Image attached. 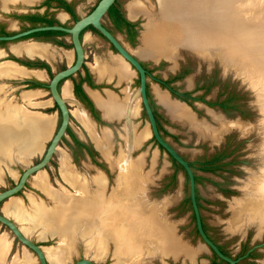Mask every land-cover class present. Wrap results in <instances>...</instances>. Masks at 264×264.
<instances>
[{
    "label": "crops",
    "instance_id": "obj_1",
    "mask_svg": "<svg viewBox=\"0 0 264 264\" xmlns=\"http://www.w3.org/2000/svg\"><path fill=\"white\" fill-rule=\"evenodd\" d=\"M40 1L41 0H33V2H23V3H20V1L9 2V3H6V6H2L0 3V22L4 23V26L7 30H14L22 24H25V25L29 24L28 21H26L25 19L16 17L14 14L34 12V11L43 12L44 9H47L49 14H51L58 22L66 23V24L72 22V19L70 18V14L66 10L56 6L55 2H52L50 6H46L44 4L39 5ZM67 1H73L74 10L77 14L78 10H77V5H75L76 4L75 0H67ZM95 1L93 2V4L95 3ZM117 1H118V4L121 5L125 13V16L128 20L133 21L137 19L138 17L141 18L144 16L143 14H137L134 17H129L125 9V4L128 0H117ZM140 1L146 4H149L152 2L151 0H140ZM92 5L89 7V9L92 7ZM79 11L82 12L80 10V5H79ZM10 13H14V14H10ZM101 20L105 26L109 28L111 27V21L107 14H104ZM143 20H145V17ZM143 20L141 21V26L138 27L136 38L133 43L130 41V39L125 37V34L121 30H116V29L113 30V34L120 40V42L124 46L131 48L133 54L138 59L145 60V61H151L152 63H156L159 60H164L168 62L169 66L166 67L165 70L162 72V75H165L168 69L171 71L176 66L177 60L179 58L178 54L180 53L181 50H183L185 54L187 53V54L194 55L188 52L187 50H184V47L186 46L191 47V46H189L188 44L181 45L180 42H176L174 44L173 49L170 50L169 55L159 54L158 52L153 51V50H150V52H147L144 54L143 51L141 50V45H142L141 33L143 32L142 31ZM80 41H81L83 52H84L83 64L86 68L85 72L87 73V79H88V76L90 75L91 79L94 82V85H90L86 82H82V86L85 92L88 94V96L92 99L94 106L99 111L100 118L104 122L97 123L90 116V113L88 111V106H87L88 102L84 103L78 97L74 95L72 91V79L69 76L61 80L59 84V92L61 96L64 97L66 104L68 106V111H69L68 123H69V126L71 127L72 132L76 135V137L79 140L89 142L91 144V148L97 151V159L100 161H103L105 166L108 168V170L112 174L111 179H110L111 183L109 184L105 171H103V169H101L98 164L90 161L89 156L86 153V151L83 150V154L77 157V158L84 157L88 161L89 165L91 166V169L94 171L93 173H90L89 170H85L84 173L86 172L85 173L86 175L80 173L77 167L78 165H76L74 162L71 161L72 160L71 152L67 153L66 151H64V149L60 150L59 149L60 145H58L59 152L66 154L69 162L76 169L80 177L82 176L84 178L86 177L85 178L86 188L87 187L89 188V189L87 188V191L89 192L93 191L97 187L98 188L100 187V185H98L92 179V176L94 174H96L97 172H100L103 177V186L101 188V191L103 192L104 196H108L109 194H111V192H115L117 188H119V185L124 184V181H123V178L125 175V173H123L124 168L123 166L118 165L117 161L119 159L125 158L126 160L130 161V163L132 164L136 159L140 158L141 162L139 164L138 171H139L140 176L141 175L143 176L142 184H141L142 189H143L142 190L143 200H145V202L151 205L152 207L154 206L157 208L158 206L160 207V209L158 210V216L163 221H166L173 227V234L175 235L176 238H178L180 244L184 245V248H181L180 250H176L174 251V253L165 252L158 245L159 249L154 248L153 251L144 253L141 258L142 259L141 262L143 264H156V262L158 264H170V262L173 264H176L175 263L176 260H179L178 264H185L188 262L187 260L181 262L180 258L172 259L171 256L172 255L174 256V254L178 251H186L185 250L186 248L189 252L190 251L192 252L194 251V253L196 252L195 258H193V260L192 258H190V261L192 260L190 263H193V262L194 263L198 262L199 264L207 263L209 261L208 258L212 260L211 251H209L206 248V246L203 245L199 241V237H198V241L195 244L189 243L188 241L182 239L176 233V223L172 221L171 219H168V216L165 215L167 205L174 203V200L176 199L175 197L177 194H174V193L172 195L165 194V196H163L160 199L159 197H154L151 195L154 186H156V184L159 183L158 179L160 178V176L161 175L164 176L168 172L169 161L166 157V154L162 152L161 157H160V161L162 160V165H161V168L158 169V172L156 173L157 169L155 170L154 166L155 164H157L158 148L154 144H152L151 141H146L149 138L150 129H149L147 121L141 118L140 116V104L138 100V95L136 93L137 85L134 82L135 71L131 68L129 63L126 60H124L122 56H120V54H118L117 52L113 51L110 48L108 41L104 39L100 34H98L92 28L85 27L82 29L80 33ZM29 43H34L35 47L38 48V51L30 52V50H27L26 47L27 45H29ZM18 48L20 49L18 50ZM21 48L23 49V51L21 50ZM195 57L198 59V61H203L201 60V58L197 56ZM73 58H74V51L70 43L69 36L66 33L59 34V35L57 34L51 35L48 37H34V36L19 37V38H15L12 40H3L2 42H0V62L10 61L11 63L17 66L16 71H11L9 68H7V70L5 71H0V98H2L4 101H6L7 99L10 100L11 102L13 101L12 103L18 104V106H21V107L23 106L25 107L26 110L30 112L39 111L41 113H44L50 119V124H49L50 126L48 127L42 139L40 140V143H41L42 140L44 139V143L42 142V148L40 150L39 155H41L47 141L49 140L51 136L50 134H52V132L55 129L57 110L55 108L53 109L51 108V107H54L52 105V98L50 96H47L46 90H44L42 87H30V88L27 87L26 88L25 87L26 79L33 77L38 80H47L48 79L47 70L43 66L48 65L50 71L53 72L59 68L64 67L65 65L70 64ZM71 75L75 76V79L77 80L78 78L77 75H80V76L84 75V70L83 68H79V71H76L72 73ZM190 80H191L190 76L189 78L184 79L186 83L185 86H189L188 83L190 82ZM100 82L111 83L112 86L104 85L101 87H96L95 84L100 83ZM63 84L64 85L66 84L67 86V91L65 93H63V86H64ZM149 89H150V92L152 93L153 98L159 105H161L163 112L166 114L169 121L171 122V123L164 122L163 125L167 128L168 131L172 132L176 136V141H174V144L181 153L182 151L179 149L177 145L183 146V148L186 149V151L188 150V152L191 154L189 157H192V155L200 151V149L191 150L189 146H187L189 145L188 141H186V137L189 136L188 132H191L192 135H194V140L198 142H201L203 139H208V141L211 143V141L218 140L220 137H222L225 131V128H224V125L223 127L220 125V121L224 122L220 113H218L214 118L212 117L214 122H216L217 126L215 127L211 126L209 123H206V121H204L203 119H199V116L196 115V112H194L187 103H185L184 101L178 98L171 97L169 93L166 91V89L160 87L156 82L150 81ZM15 90L18 91L16 95L13 94ZM159 94L165 97V99L169 101L170 103L176 102L179 105H181L180 103H183V105L186 106V108L188 107L187 108L188 111L190 110L189 111L190 117L185 118L181 116H173L168 110L166 104L163 103L162 100H160ZM112 103L115 105L114 111L116 113L119 112L118 114H109L104 111L106 106ZM103 104H106V105H103ZM34 107H39V108L47 107L49 111L48 110L45 111L43 109L42 110L33 109ZM132 107H133V111H132ZM51 109L52 111H50ZM75 110H78V112H80L81 115L85 114L83 116L85 122L78 119L79 117L75 114ZM207 111L209 112V110ZM113 123H117L118 127L117 125H114ZM114 127L117 130V134H118V138L116 142H114V139L112 138V128ZM89 130L92 133V135L89 133ZM104 130H106L108 134V137L106 139L103 138ZM140 131L145 132V134L143 133V136L141 137V139H138V141L136 142L135 136ZM211 131H215V133L212 135ZM63 135L66 139L64 140L70 143L71 139L68 136V134L64 132ZM99 139L104 140V146L96 145L95 140H99ZM145 141H146V144L144 145L143 149H140V147H142V144ZM64 143L66 142H62L63 146L66 148H69L68 146H66L67 143L66 144ZM115 149L117 150L116 153L113 152V150ZM134 151L136 152L133 154ZM31 153H33V151ZM31 153L26 154L25 155L26 158H23V159L27 160V157L30 156ZM55 154L57 155V153ZM146 156L148 157L146 158ZM57 158H58V155H57ZM2 161L4 162L5 166H7L6 162H12L11 163L12 165L13 163L16 162V158L9 160V161L6 158H3ZM110 161L112 162V164L109 163ZM58 163H59V159H58ZM4 164H0V166L2 167V165ZM11 165L7 167L10 170L15 171L16 169H14V167H12ZM7 172L9 173L8 169H7ZM57 172H58V175L61 177L59 173V166H58ZM198 172H200L202 176L210 178V180L204 179L195 184L197 191L202 198L201 199L202 206L201 208H199L200 216H202L203 220L205 221L203 209H206L207 207L204 204L205 202H209L210 200H208L207 196L200 191L201 188L199 185L203 186L207 182H209L210 184L217 185L213 181L224 182L225 176L217 174V173L216 174L211 173V172H204V171H198ZM2 174H3V171H2ZM33 175L34 173L31 175L30 178L33 179L34 178ZM182 177H183V173L180 172L177 175V171H176L174 181L168 186V188H171V186L175 184V180L177 178H178V184H181ZM62 180L65 181L63 178ZM75 185L76 186L70 185V187H72V192H74L76 196L78 194H81V190L80 188H77V186L79 187V185L77 184ZM222 185H225V183ZM166 187H163L161 189H166ZM216 192L218 193L219 198L223 196L220 190L219 191L216 190ZM12 196H15V195H12ZM186 208L189 210V213L191 214V209H189L187 206ZM161 225L163 224L161 223ZM166 230L169 232V229H166ZM28 235L30 234L28 233ZM33 235H35L37 238H40L36 231L33 232ZM48 235L50 237L55 236L56 237L55 242L56 243L59 242L57 241L58 239L57 234L56 235L46 234L45 237L41 239L47 238ZM8 238L10 241L9 236ZM82 238H83L82 236H79L80 240L76 242L80 243L81 245H84V240ZM112 246L113 245L111 241H108L107 248H106V251L103 257L98 258V256L95 257L93 254H90V253L87 255H89L93 260H95L97 264L99 260L104 259L106 256L110 255L112 261L109 264H114L115 257L112 254ZM196 247H199L198 250H194V248ZM74 249H75V244H74ZM25 251L30 252L28 248H26ZM72 251H70L69 255L72 253ZM201 252H204L205 254H207L205 256L206 258L199 256ZM22 253H23V250H21L20 253H18L17 255H22ZM9 254H10V246H9L7 253L5 254L3 258V261L5 264L10 261V259L7 261L4 260ZM31 262H32V259L28 262V264H31ZM49 264L51 263L49 262ZM115 264H121V263L117 262Z\"/></svg>",
    "mask_w": 264,
    "mask_h": 264
},
{
    "label": "bare ground",
    "instance_id": "obj_2",
    "mask_svg": "<svg viewBox=\"0 0 264 264\" xmlns=\"http://www.w3.org/2000/svg\"><path fill=\"white\" fill-rule=\"evenodd\" d=\"M3 1L5 2V0ZM16 1L29 2L31 0ZM158 2L160 7L157 2L155 5L157 6V12L161 13L157 16L156 22L154 20L150 21L155 29L145 26V29L142 30L143 35L141 33L142 45L146 46L149 52L153 50L159 54L169 55L170 50L173 49L176 42H183L204 55L211 46L218 45L217 47H223L224 49L222 57L225 60L229 59L231 62L232 60L234 62L240 60L242 62H247L248 66L249 63L252 64L254 59H261L260 57L264 58V49L259 50V46L264 44V0H158ZM167 4L173 5L185 17L186 23L182 28H179V31L176 30L177 26L172 28L170 32L165 31L164 17L166 15ZM151 7V4H146L140 0H130L125 5L126 13L129 17H134L137 14H143L145 16V21L142 22V26L147 22L146 19H152V13L156 15V11L152 12ZM178 24L180 25V23ZM183 27L195 30V33L197 31V34L201 36L202 40L199 38L193 41L187 40L189 37L187 36L186 29ZM164 41H167L166 43H168L170 47L166 46V49L160 50L162 48L161 44ZM197 42L199 45L194 46ZM19 49L20 48H18V50ZM26 49L30 50V52L38 51L34 43H29ZM21 50L23 51L22 48ZM256 52H258V54H255ZM240 66L242 65L240 64ZM16 67L17 66L10 61L0 62V71H5L7 68L11 71H16ZM66 91L67 86L65 84L63 86V93ZM159 98L166 104L173 116L190 117L187 109L188 107L186 108L183 103H180L181 105L176 102L170 103L160 94ZM12 102L7 100L5 103V101L0 98V161L3 160V158H6L8 161L14 158L19 161H25V159H23L26 158L25 155L30 154L39 146L40 140L50 126V119L44 113L39 111L30 112L26 110L25 107L21 108ZM114 107L115 105L113 103L109 104L104 111L112 114V112H115ZM78 110H75V114L79 117L78 119L85 122L83 118L85 114L81 115ZM89 133L92 135L90 130ZM106 133L107 131L104 130L103 138H105ZM143 133L145 134V132H140L135 136L136 142L138 139H141ZM95 143L98 146H104V140H95ZM57 155L60 160V173L62 177L66 182H69L71 186H76L75 184L79 185L77 188H80L81 194L76 196L80 197L78 200L81 202L78 200L72 202L75 207L69 208V210L74 209V211L69 212L68 210V212L65 213V217H63V214L62 216L57 215L56 217L54 214L50 215V218H56L57 225H55L54 222L53 224L55 228H57V235L64 238L61 242L63 246H65L60 248L57 246V249H51L49 247L44 248L43 246L46 257L51 258V264H63L67 259V254L71 251L70 248L66 246L70 242L73 243L76 237H79V235L83 236L84 234L89 236V238L95 236L104 239L106 243L111 241L113 250L115 242L119 244L116 255L119 260L118 262L121 264H143L141 262L143 254L153 251L154 248L159 249L158 245L165 252L171 253L184 248V245H181L178 238L173 234V227L166 221L164 223L166 225L161 222L162 219L158 216L160 207H152L143 200V189L141 185L143 176H140L138 171L141 162L140 158L136 159L132 164L125 158L117 161L118 165L122 166V164H124L123 168L129 166L130 173L128 170L127 175L123 178L124 184L122 186L119 185V188H117V190L115 189V192H111L108 196H104L101 191L103 179L100 175H94L92 177L100 187L89 192L87 191L88 187L86 188L85 178L83 176L80 177L76 169L69 162L66 154L58 150ZM3 163L4 162H0V164ZM109 163L112 164L111 161ZM8 170L10 169L8 168ZM38 171L33 179L34 186L47 192L50 197L61 202L64 206L71 203V197L75 195L67 194L63 190L58 191V189L55 190L51 188L43 170L41 169V171ZM123 173H125L124 169ZM1 175L2 170L0 169V176ZM127 179H129V182H127ZM259 183H261L260 193H264V177ZM11 197L16 198L15 196H10L6 200ZM256 199L259 200V203L253 205L250 209L245 207V203H240L236 206L235 218L232 224L239 225L243 221L252 220L259 225V229L264 226V196L263 199L261 198L262 201H260V197H253L251 200L254 201ZM32 201H34L33 203L35 204H42V201L35 202V199ZM26 209L30 210L29 214L26 212ZM2 211L8 215H15L25 219L27 222L26 224L30 226L39 223L37 220L43 219V221L46 222L49 217H46L47 215L44 216L42 207L40 209L34 205L29 209L28 206H25L22 201L17 199H11L6 202ZM80 222H83L82 225L88 228L87 230L89 231L87 233L83 231L84 233L81 232L83 233L81 234L73 229L74 225ZM161 223L163 225H161ZM167 228L169 232L166 230ZM29 230L27 229L25 232L27 234L31 233ZM38 233L41 235L40 232ZM44 235L45 234H43L42 237H44ZM75 235L77 236L75 237ZM78 240L80 239H77V241ZM9 246L10 242L7 241L5 237H0V264L4 262L3 258ZM198 248L199 247L196 249L198 250ZM185 250L187 249L185 248ZM89 251L91 252V250ZM92 251L94 256H98V258L102 257L105 252L104 249L98 248V246L92 247Z\"/></svg>",
    "mask_w": 264,
    "mask_h": 264
},
{
    "label": "rangeland",
    "instance_id": "obj_3",
    "mask_svg": "<svg viewBox=\"0 0 264 264\" xmlns=\"http://www.w3.org/2000/svg\"><path fill=\"white\" fill-rule=\"evenodd\" d=\"M94 1L95 0H75V3H76L75 5L77 6L80 5V10L82 12H86L89 9V7L93 4ZM129 1L130 0H128L126 4ZM151 1L152 2L149 4H151L152 6L151 7L152 12L156 11V15L155 13L154 14L152 13V16H151L152 19L151 18L146 19L147 22L144 23L142 30L145 29V26H149V27H152V29H155V27L150 21L154 20L156 22L157 16L161 13L160 11H159L160 13L157 12V6L155 5V3L157 2L159 6L158 0H151ZM166 6H167L166 15L164 17L165 18V22H164L165 31L170 32V30L176 26H177L176 30L179 31V28L180 27L182 28V26H184V24L186 23L185 17L173 5L167 4ZM178 23H180V25ZM185 29H186L187 36L189 37L187 40L193 41V40H198V38L201 39V36L197 34V31L195 33V30H192L189 28H185ZM142 35H143V32H142ZM166 42L167 41H164L161 44L162 48L160 50L166 49V46L170 47L169 44ZM195 45H199V43L197 42L196 44H194V46ZM141 50L143 51L144 54L149 52V50L144 45H141ZM216 52L215 50H212L211 52H205V55H207V58L204 61L207 62L208 67L211 68V66H213L215 68L216 73H218L219 71V74L224 75L226 78L228 77L231 78L230 85L232 88L235 89V94L237 96V99H240L242 101L244 111L242 115L231 114L226 119H223L225 122L220 123V125L222 127L224 125V128H225L223 135L224 136L226 135L227 137L230 138L231 146L235 145V150L229 156V158L231 157L233 159V162L228 163L227 171L224 173L225 179H226L225 182L226 184H229L232 186L231 187L232 191L229 192V191L223 190L222 187L224 185L219 186V185L210 184L209 182L205 183L203 186L199 185L201 188L200 191L207 196L208 200H210L209 203L206 204L207 208L203 209V214L205 217L204 219L214 239L216 241H219V243H221L225 247V249H228L230 252H232L235 255L239 254V252H241L242 249H246L252 244H257L258 247L253 248V252H255V254L251 257H255V259L251 260V263L252 264H264V226L259 229V225L255 221H252V220L243 221L239 225L232 224L235 218L234 214L236 211V206H238L240 203H245L246 204L245 207L247 209H250L253 207V205H257L259 203L258 199L254 201L251 200L253 199V197L254 198L260 197V201H262L261 198L263 199V196H264V193H260L261 183H259V181L263 180V177H264V107H262L264 106V81H263L264 78L261 76H258L257 74L256 75L254 74L253 76L252 75L253 73L248 72L247 69L240 70V72H236L234 70V66H231V65L225 66L224 64H222L221 59H223V57L220 52H217V54H215ZM178 56L179 57L183 56L184 58L186 55L183 52V50H181ZM190 62L192 63L190 65V68H192V70H190L189 73L186 74L184 79L189 78V76L193 74L198 79L199 76H201L200 68L203 69L204 65L201 64L200 66V64L195 63V61L193 60ZM211 62H213L214 65H211ZM168 66H169V63L165 61V63H163L161 66L162 67L161 73ZM184 79H183V85L185 86L186 83ZM216 88H217V85L213 86L211 89L212 92H209V94L213 93V90H215ZM209 94L207 93L206 96H209ZM198 104L199 106L202 105L201 103H198ZM51 108L53 109L54 107H51ZM33 109L42 110V108H39V107H34ZM52 109L50 111H52ZM217 112L218 110H216L215 112L211 111L210 112L211 115L210 117H208L205 111L199 110V114H200L199 119H203L204 121H206V123H209L211 126L215 127L217 126V124L214 121L212 122V117L214 118L218 114ZM113 124L117 125V123H113ZM232 125L233 126L236 125V126L233 128ZM188 133H189L188 134L189 136L186 137V141H188L189 145L187 146H189L191 150H195V149L202 150V148H205V147H207L208 149L211 148V146L207 144L208 141L206 139H203L201 142H198L194 140V135H192L191 132H188ZM32 136H33V133H32ZM236 138L239 139V142L237 143H235ZM116 140L117 138L114 139V142H116ZM42 142L44 143V139L42 140ZM42 142L39 144V146L36 149L33 150L34 153L33 154L31 153V155L27 157V160L25 161L23 160L24 162L20 160V162L30 163L38 159V157L40 156L39 155L40 150L42 148ZM58 145H60V148H59L60 150L64 149L67 153H70V149L64 147L62 142H59ZM177 146L179 147V149L182 151L183 154L187 156L191 155L188 152V150L186 151V149L183 148V146H179V145ZM143 147L144 146L140 147V149H143ZM116 151H117L116 149L113 150L114 153H116ZM147 157L148 156H146V158ZM58 159H59V156L57 158V155L53 154L52 158L49 161V164L46 165L45 168H43V172L46 175L47 181L51 185V188L55 190L58 189V191L63 190L67 194L75 195V193L72 192V187H70L71 184L69 182H65L66 180L62 177L60 173V160L58 163ZM71 161L74 162L76 165H78L77 167L80 173L84 175H86L85 174L86 172L84 173L85 170H89L90 173L94 172L91 169V166L89 165L88 161L84 157H79L77 158V160L75 161L71 160ZM0 162H3V161L1 160ZM123 165L124 164H122V166ZM161 165H162V160L159 161L158 164H155L154 169L155 170L157 169L156 173L158 172V169L161 168ZM11 166L14 167V169H16L15 170L16 172L8 170L9 171L8 173L7 172L8 167L5 166V164L2 165V167L0 166V169L1 168L3 169V170L1 169L3 171V174L2 176H0V189L12 184L13 181L16 179L18 171L21 170V166H19L16 162L13 163ZM58 166H59V173L65 181H63L62 178L58 175V172H57ZM99 167L103 169V171H105L106 169L103 164L99 165ZM176 171H177V175L180 172H182L179 168H176ZM37 173L36 174L34 173L33 176L35 177ZM94 175H100L102 177L100 172H97ZM164 178L165 177L161 175L160 178L158 179L159 182L163 181ZM33 179L29 177L28 179L29 181H27L25 183V186L15 195L16 198L11 197L8 200H6L7 199L6 198L5 199L6 201L3 200L2 202H0V209L2 210L3 207L6 205V202H8L11 199H17V200L22 201L23 204L25 206H28L29 209L30 207L32 208V206L34 205L39 207L40 209L42 207L44 216L47 215L46 217L48 216L49 217L46 222L43 221V219L37 220L39 221V223H37L34 226L27 225L26 220L22 219L21 217H18L15 215L14 216L11 215V216L13 218L15 217L18 222L20 220H23L19 222L21 230L24 233H26L25 230L30 229L29 231L31 233L29 234L31 235V238L35 240L37 243L43 245L44 248L49 247L51 249H57V246L58 248L65 247L63 246L62 242H61L62 244L60 242L58 243L55 242V239H56L55 236L50 237L48 235L47 238L45 239H41V238H44L46 234H51V235L57 234L58 231H57V228H55V225H57V222H56L55 217L57 215L62 216V214H63V217H65V213L68 212L69 208L75 207V205L72 204V202H75L80 197L72 196L70 200L71 203L64 206L61 202L50 197V195L47 192L41 190L48 197L45 196L40 191V189H38L37 187H34ZM110 183L111 182L109 180V184ZM216 190L218 191L220 190L222 192L223 196L221 198L218 197V193L216 192ZM173 193L177 194L175 197L176 199L174 200V203L167 205L165 215L168 216V219H171L172 221L176 223V233L182 239L188 241L189 243L195 244L198 241V235L194 231L193 222H192V219L190 218L189 210L186 208L185 204L181 203L183 196L186 195L187 193V187L185 184L184 175L181 179V184H178V178H177L175 180V184L171 186V188H168V186L166 187V189L159 188L158 190H155L154 188L151 195L154 197H159L160 199L163 196H165V194L172 195ZM32 198L35 199V202L42 201V204L33 203L34 201H32L33 200ZM73 211L74 209L69 210V212H73ZM26 212L29 214L30 210L26 209ZM52 214L55 215L54 218H50L51 217L50 215ZM231 215H232V218L230 219ZM53 222L55 225L53 224ZM161 222L163 224L165 223V221L163 220ZM82 223L83 222L77 223L76 225H74L73 229L76 230L78 233H81L83 231H86L87 233L89 230H87L88 228L82 225ZM39 228H40V231H39ZM229 228L235 231H229ZM238 228L239 229L242 228L241 233L240 231H238L239 230ZM0 230H1L0 237H5L7 241H9L8 236L10 237V241H9L10 242V254L4 259L6 261L10 259V261L6 264H28V262L31 259H32L31 264H37V262L35 261L36 259H35L34 253L31 252L30 249L28 250L32 254L30 252L25 251L26 248L24 247V245L20 241H18L16 238L12 237V234L8 230V228L1 223H0ZM35 231L37 232L40 238H37L35 235H33V232ZM38 232H40L41 235ZM43 234H45L44 237H42ZM76 236L77 235H75V237ZM79 236H82V235H79ZM82 237H83L82 239L84 240L85 247L84 245H81L80 243L76 242L77 239H79V237H76L73 243L70 242L66 246L67 248H70L71 251L73 250L70 255L67 254V257L69 255L71 260H74L75 258L81 256L82 254H89L90 252L89 250H91L90 254H92L93 253L92 247L98 246V248H102L106 251L107 243L105 242L104 239L97 238L95 236H93L92 238H89V236L87 235L82 236ZM74 244H75V249H74ZM118 246L119 244H117L116 242H115L114 250L112 246L113 255L115 256L114 264L119 261L116 255V249L118 248ZM21 250H23L22 255H17L18 253H20ZM104 254L105 252L103 253L102 257L104 256ZM206 255L207 254H205L204 252H201L199 254V256H202L204 258H206L205 257ZM48 260L49 262L52 263L51 258L48 257ZM111 261H112L111 257L110 255H108L104 259L99 260L98 264H109ZM208 262L200 263V264H209ZM175 263L178 264L179 260H176ZM2 264H5V263L3 262ZM63 264H67V259L65 260ZM156 264L158 263L156 262ZM170 264H173V263L170 262ZM192 264H199V263L193 262Z\"/></svg>",
    "mask_w": 264,
    "mask_h": 264
},
{
    "label": "flooded vegetation",
    "instance_id": "obj_4",
    "mask_svg": "<svg viewBox=\"0 0 264 264\" xmlns=\"http://www.w3.org/2000/svg\"><path fill=\"white\" fill-rule=\"evenodd\" d=\"M118 6H119L120 11L122 12V16L124 18H126L125 13H124L121 5L118 4ZM58 7H60V8L63 9V7H61V6H58ZM144 17L145 16H143L141 18L138 17L137 19L133 20V22H136L133 25V28L136 29V34H137L138 27L141 26L140 23L144 19ZM70 18L72 19V21L74 20V18L71 16V14H70ZM110 21H111V19H110ZM63 24H66V23H63ZM68 24H70V23H68ZM23 25H25V24L20 25L16 29L23 28L22 27ZM28 25H30V24H28ZM28 25H26V26H28ZM89 28H91V27H89ZM107 28L112 33H113V30L116 29L112 25V21H111V27L110 28L107 27ZM16 29H14L12 31H15ZM120 30L125 34V37L128 38V34L126 32V27L125 26H122ZM81 31H80V33H81ZM95 31L98 34H100L97 30H95ZM66 34H68V33H66ZM57 35H59V34H57ZM27 37H29V36H27ZM102 37L104 39H106L104 36H102ZM135 38H136V35H135ZM109 46H110V48L113 51L117 52L112 47V45L110 43H109ZM185 55L186 56L184 58H183V56L182 57H179L178 60H177V64L174 67V69L171 70V71L168 69L167 70V73L165 75H162V73L160 71V69L162 68L161 67L162 64L165 62L164 60H159L156 63H152L151 61H145V60L139 59V61L141 62V64L144 66V68L146 70V82H145L146 96H147L149 105L151 107V110L153 112L157 129L160 132L161 136L164 137L174 148H176V146L174 144V141H176V136L172 132L168 131L167 128L163 125L164 122L165 123H171V122L169 121V119L166 116V114L163 112V109H162L161 105H159L155 101V99L153 98L152 93L150 92V89H149V82L150 81H154L160 87L165 88L166 91L169 93V95L171 97L178 98V99L184 101L185 103H187L190 106V108L194 112H196V115L197 116L200 115L199 114V110L205 111V113L207 114L208 117H210V115H211L210 112L211 111L212 112H215L216 110H218L217 113H220L221 114L222 119H226L231 114L241 115L240 110H244L243 109L242 101L240 99H237V96L235 94V89L232 88L231 85H230V81H231V78L230 77L226 78L224 75L219 74V71H218V73H216L215 68L213 66H211V68L208 67L207 66V62H205L204 60L203 61H198V59L194 55L187 54V53ZM192 60L195 61V63H198L199 62L198 64H200V66H201V64L204 65V68L203 69L200 68L201 71L200 70L199 71L201 72V76H199L198 79L195 77L194 74L193 75H190L191 80L188 83L189 86H184L183 85V79L186 76V74L189 73L190 70H192V68H190V65L192 64L190 61H192ZM211 65H214V63L211 62ZM43 67L47 70L48 79L47 80H38V79H35L33 77L27 78L26 79V82H25L26 83L25 87L26 88L27 87L28 88H30V87H42L44 90H46L47 96H50L47 83H48L49 77L52 74V71H50L48 65H45ZM79 68H83L84 75H82V76L77 75L78 76L77 80L75 79V76H72L71 74L69 75V77L72 79V91H73L74 95L76 97H78L82 102H84V103H87L88 102V105L87 104L86 105L88 106V111L90 113V116L97 123L104 122L100 118L99 111L94 106L92 99L88 96V94L85 92V90H84V88L82 86V82H86V83H88L90 85H94V82L91 79V76L90 75L88 76V79H87V73L85 72L86 68H85V66L83 64V61H82V64H81V66ZM79 68L76 71H79ZM131 68L134 70V68L132 66H131ZM50 72H51V74H50ZM61 80L57 84L58 90H59V84H60ZM134 82H135L136 85H138V74H137L136 71H135ZM104 85L112 86L111 83H104V82H100V83L95 84L96 87H101V86H104ZM215 85H217V88L215 90H213V93L209 94V92H212L211 89ZM17 92L18 91L15 90L13 92V94L16 95ZM207 93L209 94V96H206ZM225 98L227 99L228 105L230 104L231 106L229 105L230 107H228L226 109H223L222 106L220 105V103H222ZM138 100H139V104H140V116H141V118H143V119H145L147 121V117H146L144 108L142 107V104L140 102L139 97H138ZM198 103H201L202 105L199 106ZM16 105H18V104H16ZM52 105L57 110V118H56V125H55V127H56L57 124H58V122H59L60 114H59V111H58V107H57L56 103L53 100H52ZM232 105H235L236 107L235 106L233 107ZM200 107H202V108H200ZM21 108H24V107L22 106ZM42 109L45 110V111L48 110L47 107L42 108ZM207 110H209V112ZM118 113L112 112V114H118ZM213 121L214 120L212 119V122ZM221 122H223V121H220V123ZM67 126L71 129V127L69 126V123L67 124ZM235 126L232 125L233 128ZM219 127H220V125H219ZM140 132H142V131H140ZM214 132L215 131H211V134L213 135ZM66 133L68 134V136L71 139V142H70L71 144L68 143L67 141H65L66 139H65L64 135L61 136V139L59 140V142H66L67 143V144L66 143H64V144H66V146H68L70 148L71 157H72V160L73 161H75L78 156L82 155L83 154V150H84L88 154L90 161H92V162H94V163H96L98 165L103 164L105 166V164H104L103 161H100V160L97 159V151L96 150H93L91 148V144L89 142H85L83 140H80V141H82L83 145H78V144L75 143L74 138L71 136V134L68 133V132H66ZM107 137H108V134L106 133L105 138H107ZM112 138L113 139L118 138L117 130L115 129V127L112 128ZM206 140L208 141V139H206ZM146 141H151L152 144H154L158 148V155H157V164H158L159 161H160L161 154H162V152H164V149L162 148V146L159 143H157V141L152 136L151 132H150V135H149L148 140H146ZM146 141L142 144V146H144L146 144ZM208 142H207V144L209 146H211V148H209V149L207 147L202 148V150L196 152L194 155H192V157H189V156L181 153L177 148L176 149L179 151V153L185 159H187V161H190V160L191 161H194V160L195 161H205V160L214 159L213 161H211V163L212 162L213 163L214 162L215 163H221V165L219 167L215 168V170H213V171L210 170V169L195 168V172L196 173L201 174L198 171H204V172H211V173H215V174L217 173V174H220V175H224L225 176L224 173L227 171V165H228V163L233 162V159L231 157L229 158V156L235 150V145L231 146L230 138L227 137L226 135L225 136L222 135V137H220L218 140L211 141V143L209 142L211 145ZM237 142H239V139L236 138V142L235 143H237ZM206 150H208V151H206ZM134 153L135 152H133V154ZM221 153H227V154L222 155L220 157H216V158L214 157L213 158V156L215 154H218L219 155ZM166 157H167V159L169 161V169H168V172L164 175L165 178L163 179V181L159 182L158 184H156V186H154L155 190H158L159 188H163V187L169 186L174 181V178H175V175H176V167L173 164L172 160L170 159L169 154H166ZM197 165H199V164L197 163ZM201 165H207V162H205V163H203ZM105 168H106L105 169V173L107 175V180L109 182V180L111 179V176H110L111 175V172L108 170V168L106 166H105ZM124 170H125V175H127V171L129 170V166L128 167H125ZM180 170L182 171V173L184 175L183 170L182 169H180ZM129 173H130V170H129ZM127 182H129V179H127ZM224 186L225 187H229V188L232 187L229 184H225ZM208 203L209 202H205L204 205L206 206V204H208ZM232 215H231L230 219L232 218ZM192 222L194 223V221H192ZM207 231H208V233H210L211 237H213V235L211 234V232L209 230V227L207 228ZM213 239H214V237H213ZM212 241H214L216 244L221 245V247L224 250V253L227 254V255H229V256H231L232 258L235 259V261L233 262V264H245V263H247V261H250L251 262V260H254L255 259V257L247 256L246 254L249 251L253 250V248H255V247L257 248L258 247L257 244H252L247 249H245L243 252H241V253L239 252V254H236L235 255L232 252H230L228 249H225V247L221 243H219V241H216L215 239L212 240ZM196 248H194V250ZM211 259H212V252H211ZM208 260H209V264H214V263H212V260H210V258H208ZM195 263H198V262H195ZM185 264H192V263H188L187 262ZM219 264H228V262H226L225 260H221V261H219ZM249 264H252V263H249Z\"/></svg>",
    "mask_w": 264,
    "mask_h": 264
},
{
    "label": "water",
    "instance_id": "obj_5",
    "mask_svg": "<svg viewBox=\"0 0 264 264\" xmlns=\"http://www.w3.org/2000/svg\"><path fill=\"white\" fill-rule=\"evenodd\" d=\"M113 1L114 0H97L95 4L86 12H80L78 5L77 6L78 15L70 24H63L61 22L50 23V24H35V25H28L25 28L16 29L15 31L8 34H0V40H12L38 30H46V29L62 30L63 32L68 33L69 40L74 51V58L72 62L68 65H65L62 68L53 71L47 83L50 96L58 107V111L60 114L59 122L55 127L54 131L52 132L47 144L45 145L38 159L30 163H21L18 159H16V163L19 166H21V170L18 171L16 179L13 181L12 184L0 189V202L5 200L9 196L16 195L18 191H20L25 186V183L28 181L29 177H31V175L36 171L45 168V166L49 164L52 155L58 152V148H57L58 142L61 139V136L64 134L66 126L68 124L69 111L64 97L61 96L58 90L57 84L61 79L74 73L81 66L84 57V52L80 41V31L84 27L90 24L102 36L106 38V40L112 45V47L117 51V53L120 54V56H122V58L126 60L137 72L138 85L136 87V93L140 99L142 107L144 108L150 132L154 137V139L157 141V143H159L162 146L164 152L166 154H169L171 157H173L182 166V168L186 173L188 196L191 205V211L194 216V224L199 236V241L203 245H205L209 251H213L219 258L225 260L226 262H228V264H233L235 259L222 252L218 248L217 244L207 236L206 232L202 227L200 210L197 206L196 198H195L194 173L189 162L179 153V151L176 148H174L164 137L161 136L160 132L157 129L155 118L146 96V89H145L146 70L144 66L141 64L139 59L133 54L132 49L124 46L120 42V40L101 21L102 16L106 14L108 7L113 3ZM9 2H17V1L5 0L4 2L3 0H0L2 6H6V3ZM23 2L26 1H20V3ZM29 2H33V0ZM180 44L187 45L186 43L183 42H180ZM217 46L218 45L216 46L213 45L207 51L211 52L212 50H215V52L216 51L220 52L222 55L224 53L223 47H217ZM263 49H264V44L259 46V50H263ZM184 50H187L188 52L201 58V60H205L207 58V55L198 52L193 47L186 46L184 47ZM217 52L215 54H217ZM255 54H258V52H256ZM260 58L261 59H254L252 64L249 63V66L247 62H242L237 59H236L237 62H234L233 60L231 62V60L229 59L225 60L223 58L222 60L224 61H222V63L225 66L226 65L234 66V70L236 72H240V70L247 69L248 72L253 73L252 74L253 76L254 74L255 75L257 74L258 76L264 78V58L262 57ZM240 64L242 66H240ZM11 163L12 162H6V165L9 166L11 165ZM0 223L8 228V230L12 234V237L16 238L26 248L30 249L31 252L34 253L36 259L35 261L37 262V264H49L48 259L46 258L45 255L43 245L33 240L31 238V235L24 233L20 228L19 222L16 219H14L12 216L3 212L1 209H0ZM241 229L242 228L238 230L240 231V233H241ZM229 231H235V230H229ZM63 239H64L63 237L58 236L57 241L61 242ZM195 254L196 252L194 253V251L189 252L188 250H186V251H178L174 254V256L172 255L171 257L172 259L180 258L181 262L187 260L190 263L193 260V258H195L196 256ZM190 258H192L191 261ZM67 264H97V263L89 255L82 254L81 256L75 258L74 260H71L70 257H67Z\"/></svg>",
    "mask_w": 264,
    "mask_h": 264
},
{
    "label": "trees",
    "instance_id": "obj_6",
    "mask_svg": "<svg viewBox=\"0 0 264 264\" xmlns=\"http://www.w3.org/2000/svg\"><path fill=\"white\" fill-rule=\"evenodd\" d=\"M52 2H55L56 6H61L63 7V9H65L66 11H68L71 16L75 19L77 17V14L74 10V3L73 1H67V0H41L39 5H46V6H50ZM10 14H14V13H10ZM106 14L108 15V17L111 19L112 21V25L114 26V28H116L117 30H120L122 26L126 27V32L128 34V38L130 39V41L133 43L135 41V35H136V29L133 28V25L136 22L127 20L126 18H124L122 16V12L119 9L118 6V1L114 0L113 3L108 7ZM16 17H19L21 19H25L26 21L29 22L30 25H35V24H50V23H58V21L51 15L49 14L47 9H44L43 12H26V13H20V14H14ZM23 28L27 27L26 25L22 26ZM86 27H91L93 28L90 24L87 25ZM94 30H96L95 28H93ZM13 32L12 30H7L5 29L4 23L0 22V34H8ZM65 32H63L62 30H57V29H46V30H38V31H34L31 32L29 34H26L25 36H21V37H27V36H34V37H48L51 35H56V34H64ZM3 40H0V42H2ZM51 74V72H50ZM227 83V82H226ZM181 97V96H180ZM220 105L222 106L223 109H226L228 107H230L228 105L227 99L225 98L224 101L222 103H220ZM233 107L235 105H232ZM236 107V106H235ZM244 110H240L241 115L243 114ZM66 132L70 133L71 136L74 138V141L76 144L78 145H83L82 141H80L78 138H76L75 134L71 131V129L67 126L66 127ZM227 153H221V154H215L213 156V158L215 157H220L222 155H225ZM170 159L172 160L173 164L175 165L176 168L182 169L184 172V177H185V184L187 187V177H186V173L184 171V169L182 168V166L173 158L169 155ZM214 159L211 160H205V161H188L193 173H194V181L195 184L200 182L201 180H210V178L204 177L198 173L195 172V168H200V169H210V170H215V168L219 167L221 165V163H211V161H213ZM199 165H197V163ZM207 162V165H201L203 163ZM196 163V164H195ZM227 163V162H226ZM209 164V165H208ZM226 180V179H225ZM215 182L217 185H222V184H226V182H217V181H213ZM223 190L226 191H232L231 188L228 187H222ZM221 188V189H222ZM195 198H196V203L198 208H201L202 204H201V196L197 191V188L195 187ZM181 203L185 204L189 209H191V205H190V201H189V196H188V188H187V193L186 195L183 196ZM191 219L192 221H194V216L193 213L191 211ZM201 218V223H202V227L204 229V231L206 232L207 236L210 237L212 240L213 237H211L210 233H208L207 228L208 226L206 225L205 221L203 220L202 216H200ZM193 228L195 233L198 235V232L196 230L195 224L193 223ZM218 248L224 252L223 248L221 247V245L217 244ZM247 249V248H246ZM245 249H242L241 252H243ZM212 252V263L214 264H219V261H221L222 259L219 258L213 251ZM240 252V253H241ZM255 254V252H253V250L249 251L246 255L247 256H253ZM251 263L250 261H247V263L245 264H249Z\"/></svg>",
    "mask_w": 264,
    "mask_h": 264
}]
</instances>
